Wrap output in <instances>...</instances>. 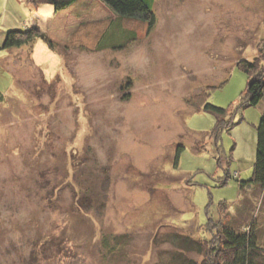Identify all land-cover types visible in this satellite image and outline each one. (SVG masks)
Wrapping results in <instances>:
<instances>
[{"label": "rangeland", "instance_id": "rangeland-1", "mask_svg": "<svg viewBox=\"0 0 264 264\" xmlns=\"http://www.w3.org/2000/svg\"><path fill=\"white\" fill-rule=\"evenodd\" d=\"M33 1L0 0V264H205L221 226H253L264 257V188L239 185L264 100L241 110L237 66L264 58V0H153L150 29ZM28 27L54 48L2 49ZM200 94L239 106L218 145Z\"/></svg>", "mask_w": 264, "mask_h": 264}, {"label": "trees", "instance_id": "trees-1", "mask_svg": "<svg viewBox=\"0 0 264 264\" xmlns=\"http://www.w3.org/2000/svg\"><path fill=\"white\" fill-rule=\"evenodd\" d=\"M80 0H34V3H41L52 6L55 11H62L72 7ZM105 4L118 18L123 19H139L147 23V27L152 28L157 22V15L153 9V0H100ZM20 3V2H19ZM115 21L111 22L114 24ZM111 27L104 33V37L108 36ZM114 33L115 30H112ZM118 36V35H117ZM44 34L38 32L36 27H28L26 30H9L5 34V40L2 49L18 48L27 43H33L36 39H43L48 42L51 48L55 44L52 40L47 39ZM129 40H131L129 38ZM128 41V40H127ZM126 45V44H125ZM116 46V44H114ZM124 47V45H123ZM261 55V54H260ZM237 66L248 76L246 94L239 104L241 110L248 107L258 105L264 100V58L256 57L253 60L241 58L237 62ZM201 95V96H200ZM197 96L198 101L195 106L201 104L200 109L210 113L215 117V127L212 130V136L215 138V144L218 145L219 136L226 130H231L235 125V115L238 107L230 111L231 108H224L208 102L204 95ZM200 102V103H199ZM183 147H179L175 166L178 161ZM229 178L230 175L228 174ZM241 189L259 186L264 188V112L261 115L259 125L257 127V145H256V161L253 167L252 177L248 180H240ZM218 245L210 249L207 261L209 264H264V257L260 252V245L256 231L252 226V232L236 230L226 226L219 227L217 233ZM194 240H192L193 242ZM192 243L183 242L184 247ZM182 245V242H181ZM205 263V264H208Z\"/></svg>", "mask_w": 264, "mask_h": 264}, {"label": "crops", "instance_id": "crops-1", "mask_svg": "<svg viewBox=\"0 0 264 264\" xmlns=\"http://www.w3.org/2000/svg\"><path fill=\"white\" fill-rule=\"evenodd\" d=\"M85 1H86V0H80V1H79L78 3H76L75 5L77 6V5L81 4V3H84ZM96 1L101 2L100 0H96ZM101 4H102V2H101ZM75 5H73V7H74ZM102 5H103V4H102ZM73 7H72V8H73ZM103 7H104V6H103ZM72 8H71V9H72ZM67 10H68V9H67ZM62 11H63V10H62ZM28 12H29V11H28ZM60 12H61V11H59V13H60ZM30 13H31V12H30ZM112 13H113V12H112ZM102 21H103V20H102ZM102 21H101V22H102ZM113 21H114V20L111 19V20L109 21V23H108L107 25H105L104 28H100V30L102 31L100 35H104V33L107 31V29H109V26H110L111 22H113ZM101 22H100V23H101ZM235 173H237V172H235ZM236 175H239V174L237 173Z\"/></svg>", "mask_w": 264, "mask_h": 264}]
</instances>
